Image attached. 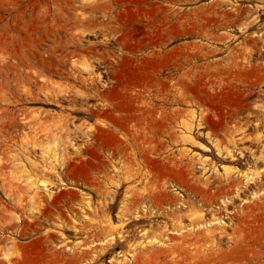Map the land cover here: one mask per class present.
Listing matches in <instances>:
<instances>
[{
    "label": "rangeland",
    "instance_id": "1",
    "mask_svg": "<svg viewBox=\"0 0 264 264\" xmlns=\"http://www.w3.org/2000/svg\"><path fill=\"white\" fill-rule=\"evenodd\" d=\"M263 78L264 0H0V264H264Z\"/></svg>",
    "mask_w": 264,
    "mask_h": 264
},
{
    "label": "bare ground",
    "instance_id": "2",
    "mask_svg": "<svg viewBox=\"0 0 264 264\" xmlns=\"http://www.w3.org/2000/svg\"><path fill=\"white\" fill-rule=\"evenodd\" d=\"M246 64H247V66L244 65L245 67H249L250 66L249 62H246ZM239 66H242V65L234 63V67L235 68H237ZM263 80H264V78H263ZM226 156L231 157V154L227 152ZM258 161L259 162H263L262 159H258ZM228 173H230V171H226L225 174H228ZM242 175L245 176L244 174H242ZM256 177H258V175H256ZM246 178L248 179V176H246ZM246 182H247V180H246ZM249 183H248V185H249ZM233 186L234 187L235 186H240V184L234 182ZM245 186H247V185H245ZM239 188L240 187H238L237 191L234 192V195L237 196L238 193L242 190V189H239ZM107 207H108L109 210H112L114 208V205L110 204ZM216 213L214 212V214L212 215V219L208 223V225H207V223H205V224H201V225L199 224L197 226L198 229L199 228L203 229V228H207V227L209 228V229H205V233L204 234H200L197 237L191 238L189 235L183 234L185 228H181L180 226H178L177 232H175V233L180 234L181 237L179 239H176V237H174V236H168L167 239H169V240H171L173 242L176 241L177 243L182 239V246H187V248L185 250H189L187 253H184V254H186L188 256H190V251H193L195 254H198V253H201L203 249H210L211 246L214 244V242H213V239H214L213 234L216 231H218L219 236H220L219 237V242L223 241V239L226 238V236H227L226 233H225V226H224V224L220 223L219 218L217 217ZM228 238H230V237L228 236ZM165 239H166V237H165Z\"/></svg>",
    "mask_w": 264,
    "mask_h": 264
},
{
    "label": "flooded vegetation",
    "instance_id": "3",
    "mask_svg": "<svg viewBox=\"0 0 264 264\" xmlns=\"http://www.w3.org/2000/svg\"><path fill=\"white\" fill-rule=\"evenodd\" d=\"M255 125H257V124L255 123L254 126H255ZM257 163H258V161H257Z\"/></svg>",
    "mask_w": 264,
    "mask_h": 264
}]
</instances>
